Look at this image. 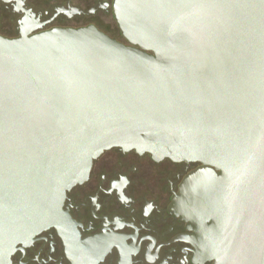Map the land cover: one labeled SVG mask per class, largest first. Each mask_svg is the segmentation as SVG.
Here are the masks:
<instances>
[{"label": "water", "instance_id": "obj_1", "mask_svg": "<svg viewBox=\"0 0 264 264\" xmlns=\"http://www.w3.org/2000/svg\"><path fill=\"white\" fill-rule=\"evenodd\" d=\"M112 7L111 38L93 26L30 34L27 18L0 36V259L66 230V193L119 148L201 164L172 203L200 229V255L264 264V0Z\"/></svg>", "mask_w": 264, "mask_h": 264}, {"label": "flooded vegetation", "instance_id": "obj_2", "mask_svg": "<svg viewBox=\"0 0 264 264\" xmlns=\"http://www.w3.org/2000/svg\"><path fill=\"white\" fill-rule=\"evenodd\" d=\"M112 2L0 0V36L18 37L27 18L26 29L37 26L30 34L93 26L111 38L104 28L116 25ZM200 167L110 148L93 161L87 180L66 193V230L39 232L0 264H213L200 255V229L172 208L184 179Z\"/></svg>", "mask_w": 264, "mask_h": 264}]
</instances>
